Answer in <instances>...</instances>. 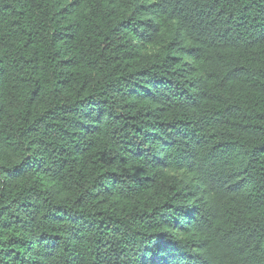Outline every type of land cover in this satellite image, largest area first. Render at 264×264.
Returning <instances> with one entry per match:
<instances>
[{
	"label": "trees",
	"instance_id": "trees-1",
	"mask_svg": "<svg viewBox=\"0 0 264 264\" xmlns=\"http://www.w3.org/2000/svg\"><path fill=\"white\" fill-rule=\"evenodd\" d=\"M0 264H264V0H0Z\"/></svg>",
	"mask_w": 264,
	"mask_h": 264
}]
</instances>
